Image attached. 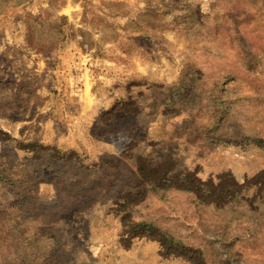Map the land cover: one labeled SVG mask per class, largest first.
Listing matches in <instances>:
<instances>
[{
	"label": "rangeland",
	"instance_id": "obj_1",
	"mask_svg": "<svg viewBox=\"0 0 264 264\" xmlns=\"http://www.w3.org/2000/svg\"><path fill=\"white\" fill-rule=\"evenodd\" d=\"M0 264H264V0H0Z\"/></svg>",
	"mask_w": 264,
	"mask_h": 264
},
{
	"label": "trees",
	"instance_id": "obj_2",
	"mask_svg": "<svg viewBox=\"0 0 264 264\" xmlns=\"http://www.w3.org/2000/svg\"><path fill=\"white\" fill-rule=\"evenodd\" d=\"M185 189H188V188H185Z\"/></svg>",
	"mask_w": 264,
	"mask_h": 264
}]
</instances>
